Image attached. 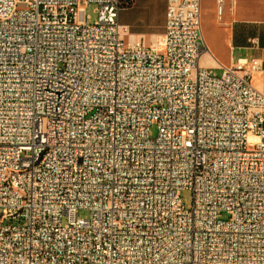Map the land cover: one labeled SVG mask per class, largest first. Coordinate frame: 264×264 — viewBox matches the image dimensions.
Masks as SVG:
<instances>
[{
  "label": "built area",
  "instance_id": "1",
  "mask_svg": "<svg viewBox=\"0 0 264 264\" xmlns=\"http://www.w3.org/2000/svg\"><path fill=\"white\" fill-rule=\"evenodd\" d=\"M128 5L0 0V264H264L259 59L200 63L202 0L151 44Z\"/></svg>",
  "mask_w": 264,
  "mask_h": 264
},
{
  "label": "crops",
  "instance_id": "2",
  "mask_svg": "<svg viewBox=\"0 0 264 264\" xmlns=\"http://www.w3.org/2000/svg\"><path fill=\"white\" fill-rule=\"evenodd\" d=\"M129 4L118 16L121 32L126 38L151 44L165 30L168 0H121ZM217 0H202L201 22H204L206 51L200 57L204 66H230L240 57H256L261 70L252 77V84L264 93V0H223L221 15ZM203 15V16H202ZM208 16V17H207ZM230 53L244 55L233 59L220 57L221 47Z\"/></svg>",
  "mask_w": 264,
  "mask_h": 264
},
{
  "label": "rangeland",
  "instance_id": "3",
  "mask_svg": "<svg viewBox=\"0 0 264 264\" xmlns=\"http://www.w3.org/2000/svg\"><path fill=\"white\" fill-rule=\"evenodd\" d=\"M95 7L93 5H89L86 7V14L90 16V22L93 23L96 19V13L94 11ZM203 16V15H202ZM208 17V16H207ZM204 22H201V32L205 37V31H204ZM205 53H208V51H206ZM244 55L243 53H240L239 50H235L232 53L229 52V50L222 46L221 47V54L220 57L224 58V59H229L230 57H232L233 59H236L239 56ZM213 72H215L217 75H220L222 70L221 69H215L213 70ZM157 134V127L156 125H152L149 129V135L151 138L155 137ZM180 196L182 199V202L184 203L186 208H190L191 204H192V193L189 190H183L180 192ZM78 216L81 218H87L89 217V212L87 210H79L78 211Z\"/></svg>",
  "mask_w": 264,
  "mask_h": 264
}]
</instances>
